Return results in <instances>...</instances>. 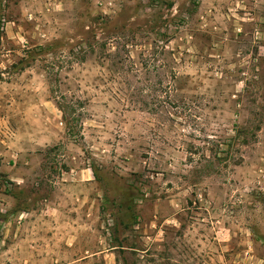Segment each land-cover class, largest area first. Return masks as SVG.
Listing matches in <instances>:
<instances>
[{
  "label": "rangeland",
  "instance_id": "rangeland-1",
  "mask_svg": "<svg viewBox=\"0 0 264 264\" xmlns=\"http://www.w3.org/2000/svg\"><path fill=\"white\" fill-rule=\"evenodd\" d=\"M0 8V204L79 229L0 212V264H264V0Z\"/></svg>",
  "mask_w": 264,
  "mask_h": 264
},
{
  "label": "crops",
  "instance_id": "crops-1",
  "mask_svg": "<svg viewBox=\"0 0 264 264\" xmlns=\"http://www.w3.org/2000/svg\"><path fill=\"white\" fill-rule=\"evenodd\" d=\"M0 212L7 214L8 218L6 225L12 226V222H15L18 218H23L26 216L30 221L34 219L40 220L44 226L37 224V230L40 235H43L44 244H37L36 246L30 245L31 248H40L46 252L49 260L52 259V262L56 261L55 257H60L66 254L67 252H73L77 249V241L79 239V229H75L74 226L71 228L64 227L66 223V215L64 212L63 203L59 201H49L44 200L41 202H32L28 203L25 207L26 210H18V205L16 201H8V205L0 204ZM37 209V210H36ZM79 214V213H78ZM19 216V217H18ZM139 218H137V221ZM26 223V221H25ZM136 225V226H135ZM134 227L138 228V224H135ZM116 227V226H115ZM133 227V228H134ZM118 228V229H117ZM116 229L113 230L114 236L116 238L117 232L125 233L126 228L123 227L122 222L118 224ZM112 234V233H111ZM9 238V233H7ZM113 236V234H112ZM123 242V241H122ZM15 246L9 245L10 249H13ZM127 248L123 244L118 243L116 246H110V250L124 249ZM104 252V251H102ZM218 257V256H217ZM87 258V257H86ZM85 259V258H84ZM241 262H246L245 260L236 262V264H242Z\"/></svg>",
  "mask_w": 264,
  "mask_h": 264
},
{
  "label": "trees",
  "instance_id": "trees-1",
  "mask_svg": "<svg viewBox=\"0 0 264 264\" xmlns=\"http://www.w3.org/2000/svg\"><path fill=\"white\" fill-rule=\"evenodd\" d=\"M3 21H4V15L2 13V9L0 8V28H2L4 26ZM60 108H61L62 112L64 113V115L67 114V111L63 105H60ZM74 121H81V113H80V115L75 116Z\"/></svg>",
  "mask_w": 264,
  "mask_h": 264
}]
</instances>
